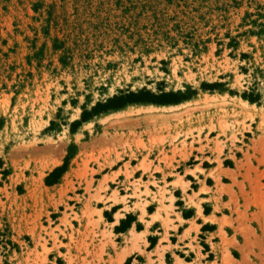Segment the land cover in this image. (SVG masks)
I'll use <instances>...</instances> for the list:
<instances>
[{"label": "rangeland", "instance_id": "374dc122", "mask_svg": "<svg viewBox=\"0 0 264 264\" xmlns=\"http://www.w3.org/2000/svg\"><path fill=\"white\" fill-rule=\"evenodd\" d=\"M155 151L172 186L215 188L211 251L194 218L175 230L198 202L143 208ZM140 153L147 176L122 159ZM18 171L39 200L28 233L6 222ZM118 201L173 245L120 262L101 213ZM0 264H264V0H0Z\"/></svg>", "mask_w": 264, "mask_h": 264}, {"label": "crops", "instance_id": "0c3cea01", "mask_svg": "<svg viewBox=\"0 0 264 264\" xmlns=\"http://www.w3.org/2000/svg\"><path fill=\"white\" fill-rule=\"evenodd\" d=\"M166 151L168 149H165ZM143 158V153L136 154L135 157H122L124 160V163L129 162L132 173L136 175H142L147 176L148 173L144 171L140 165L141 159ZM43 159V158H42ZM147 160L151 162V165H149V170L153 171L155 173L154 177L156 179V186H153L152 184L148 185V188L150 192L154 194V198L152 199L149 195V197H146V204L143 206L144 209L148 207L149 205H153L154 203L159 202L160 196L162 195L164 197V200L167 201L168 196H172L173 201L172 205H175V201H180L182 206H187V201L190 199L194 201L195 203L198 202V208L193 209V212L190 217L183 218L181 216L180 211L177 212L178 216L180 217V222L175 223V230L178 229V227H184V222L190 220L191 218H194L196 220L197 225V235H199V239H203V242L206 243L211 251V245L219 243V240L217 237V225L214 220L210 219V216L214 213L213 207L214 202L218 196V194L215 193V188L210 187L206 183L202 182V179L199 178V180L195 181V186L190 187L189 184L181 186H172L171 183L175 180L171 175L168 173V168L164 165V163L161 162V157L157 152H153L152 154L147 155ZM43 161V160H42ZM61 163L60 160L51 165L46 172H44L43 176L49 175L52 172V168L54 169L55 166L58 167ZM69 164L67 170L58 177L56 175H50L48 177L49 184L48 186L44 185L46 188H52V189H59L60 187H51L55 186L63 177V175L69 170ZM158 166L159 170H155V167ZM67 167V166H66ZM66 169V168H65ZM51 171V172H50ZM117 170H114L116 172ZM113 172V171H112ZM19 175V182H23L24 187H21L22 192H17L16 187H7L8 188V194L10 196L11 202L14 201L15 203L12 205L13 211L14 208H21L22 210L19 212L20 217L19 220L16 221L14 219L13 214H11L9 211L6 213V222L10 226V228L15 232L20 233H28V231L32 228L33 225L28 223L27 216L30 215V210L34 209L38 205V199L33 198V192L34 187L30 182V177L33 176V173L26 174L25 171H18ZM105 175H109V172L107 173H101V177L97 179V181H100L103 179ZM165 175L164 182L165 185L162 183V177ZM46 176V177H47ZM46 179V178H45ZM59 179V180H58ZM119 179V177H117ZM119 181H122V178L119 179ZM142 181H150L148 178L147 180L143 179ZM56 182V183H55ZM98 184V183H96ZM143 187V186H142ZM63 188V187H61ZM68 191L71 190V188L67 187ZM164 188V189H162ZM141 190V189H140ZM177 192L179 196H176L174 193ZM220 200L222 202L225 201L224 196H221ZM128 207H131V204L135 201L128 200ZM108 205H105L103 210H110V207H114L115 210L113 212H110L111 219L109 221H106L103 214L102 218L103 221H106V223L109 225V230L112 233V236L114 238V248H115V255L117 258H120V262H124L128 257L131 259H135L140 256L147 257V254L150 252L155 251L157 248L161 246H167L173 245V243L170 241L169 237L174 236L173 231L168 233L167 240H163L161 236L155 237V235L149 236L148 232H144L145 230L152 228L156 226V223L154 221H151L149 225H145V222L149 221V219H145L144 223L140 222L137 216V212L132 211L131 209L123 210V203L122 202H116L111 203L107 202ZM197 207V206H196ZM205 207H210V211L206 212L204 211ZM199 209V211H198ZM147 213V212H146ZM133 215L134 218L132 220H127L128 216ZM213 216L217 217L218 214H213ZM127 220V221H126ZM128 222V224H126ZM140 224L141 228L138 229L137 225ZM37 226V223H34ZM213 227H210L212 226ZM144 232V233H142ZM179 233L176 235L178 236ZM200 235L202 238H200ZM175 241H178V239H175ZM151 245V248L149 250H146V246ZM201 248V246H199ZM31 250L30 254H34L33 252L37 248H30ZM28 252V251H26ZM165 253V250H163V254ZM145 263V260H144Z\"/></svg>", "mask_w": 264, "mask_h": 264}, {"label": "trees", "instance_id": "16d2710c", "mask_svg": "<svg viewBox=\"0 0 264 264\" xmlns=\"http://www.w3.org/2000/svg\"><path fill=\"white\" fill-rule=\"evenodd\" d=\"M175 100H177V99H175ZM123 101H124V100L119 101V103L117 104V106H119L120 104L124 103ZM126 101H156V99H155V97H143V98H135V99H133V100H126ZM126 101H125V102H126ZM67 161H68V157L66 156V157L64 158V160H63V163H62L60 166L55 167V168L52 170V172H51V173L46 177V179H45V182H46L47 184H49L48 177H49L50 175H56V176L58 177L62 172H64V170H65V168H66V166H67Z\"/></svg>", "mask_w": 264, "mask_h": 264}, {"label": "bare ground", "instance_id": "6f19581e", "mask_svg": "<svg viewBox=\"0 0 264 264\" xmlns=\"http://www.w3.org/2000/svg\"><path fill=\"white\" fill-rule=\"evenodd\" d=\"M198 211H199V209H198Z\"/></svg>", "mask_w": 264, "mask_h": 264}]
</instances>
